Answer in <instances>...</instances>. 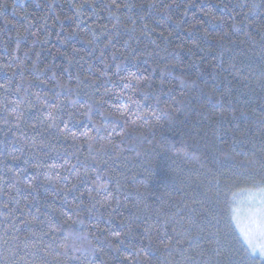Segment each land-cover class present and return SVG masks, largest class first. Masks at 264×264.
I'll return each mask as SVG.
<instances>
[{"label":"trees","instance_id":"trees-1","mask_svg":"<svg viewBox=\"0 0 264 264\" xmlns=\"http://www.w3.org/2000/svg\"><path fill=\"white\" fill-rule=\"evenodd\" d=\"M263 191L264 0H0V264H264Z\"/></svg>","mask_w":264,"mask_h":264},{"label":"rangeland","instance_id":"rangeland-1","mask_svg":"<svg viewBox=\"0 0 264 264\" xmlns=\"http://www.w3.org/2000/svg\"><path fill=\"white\" fill-rule=\"evenodd\" d=\"M264 193V191H263ZM262 194V193H261ZM252 197L249 202V197ZM264 198V194L248 193L246 197L238 201V208L236 209V223L245 243L248 247L256 248L257 250L253 253L263 254L257 245H264V212L257 213L255 210L261 208L259 201ZM248 233L252 240L251 247L246 242L243 233Z\"/></svg>","mask_w":264,"mask_h":264},{"label":"snow or ice","instance_id":"snow-or-ice-1","mask_svg":"<svg viewBox=\"0 0 264 264\" xmlns=\"http://www.w3.org/2000/svg\"><path fill=\"white\" fill-rule=\"evenodd\" d=\"M251 199H252V197L250 196V197H249V202H251ZM259 203H260V205H261V208L256 209L255 211H256L257 213H262V212H264V198H262V199L259 201ZM243 235H244V238H245L246 242H247V243L249 244V246L251 247V245H252V240L250 239L249 234L245 232V233H243ZM257 247L260 248V250H261L262 253H264V245H259V244H258ZM251 250H252L253 252H255L257 249H256V248H251Z\"/></svg>","mask_w":264,"mask_h":264}]
</instances>
